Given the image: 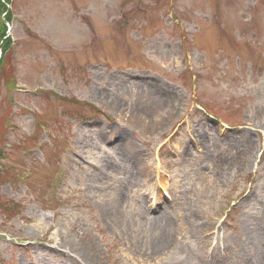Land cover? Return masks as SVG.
I'll return each instance as SVG.
<instances>
[{"label":"rangeland","instance_id":"obj_1","mask_svg":"<svg viewBox=\"0 0 264 264\" xmlns=\"http://www.w3.org/2000/svg\"><path fill=\"white\" fill-rule=\"evenodd\" d=\"M5 2L0 264H264V0Z\"/></svg>","mask_w":264,"mask_h":264},{"label":"bare ground","instance_id":"obj_2","mask_svg":"<svg viewBox=\"0 0 264 264\" xmlns=\"http://www.w3.org/2000/svg\"><path fill=\"white\" fill-rule=\"evenodd\" d=\"M166 208L156 216L144 215L142 219L144 221L142 233L144 234H142L141 239L138 236L135 245L145 254L157 255L174 246V238L165 232V227L168 225V219L170 218L165 211ZM180 225L182 228L185 226L182 221H180Z\"/></svg>","mask_w":264,"mask_h":264},{"label":"trees","instance_id":"obj_3","mask_svg":"<svg viewBox=\"0 0 264 264\" xmlns=\"http://www.w3.org/2000/svg\"><path fill=\"white\" fill-rule=\"evenodd\" d=\"M8 2H9V0H6L5 6L8 5ZM0 6L2 7V11H4L5 7L2 6L1 4H0ZM9 20H10V16H8L7 19H3V20L0 19V76L2 74H4V71H5V70H3L4 69V67H3L4 58L6 57V54L10 50V43L9 42H1L3 40L2 38L5 36V31H6L4 24H5V22H8ZM7 74H9V73L7 72ZM4 76H5V74H4ZM11 206L14 207V203H11ZM7 207L10 208V205ZM10 209H12V208H10Z\"/></svg>","mask_w":264,"mask_h":264}]
</instances>
